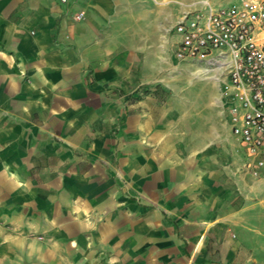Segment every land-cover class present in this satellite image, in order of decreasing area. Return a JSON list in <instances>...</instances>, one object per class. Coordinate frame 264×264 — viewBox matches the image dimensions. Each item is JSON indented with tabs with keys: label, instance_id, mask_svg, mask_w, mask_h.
<instances>
[{
	"label": "crops",
	"instance_id": "crops-1",
	"mask_svg": "<svg viewBox=\"0 0 264 264\" xmlns=\"http://www.w3.org/2000/svg\"><path fill=\"white\" fill-rule=\"evenodd\" d=\"M206 1L0 0V264H264V170L221 86L174 77L172 29Z\"/></svg>",
	"mask_w": 264,
	"mask_h": 264
},
{
	"label": "built area",
	"instance_id": "built-area-1",
	"mask_svg": "<svg viewBox=\"0 0 264 264\" xmlns=\"http://www.w3.org/2000/svg\"><path fill=\"white\" fill-rule=\"evenodd\" d=\"M172 31L176 61L201 65L221 86L222 108L248 158L245 168L259 178L264 170V0L219 8L204 2Z\"/></svg>",
	"mask_w": 264,
	"mask_h": 264
},
{
	"label": "rangeland",
	"instance_id": "rangeland-1",
	"mask_svg": "<svg viewBox=\"0 0 264 264\" xmlns=\"http://www.w3.org/2000/svg\"><path fill=\"white\" fill-rule=\"evenodd\" d=\"M222 2H223V0H211V3H212L214 8H219V7H222V6L226 7L225 5L222 4ZM79 14H83L84 17H85L84 13L80 12L77 15H79ZM84 17H83V19H84ZM174 39H175V42H176L177 41L176 34L174 35ZM174 67H175V69H174V77L176 79V83H178V80H180V79L186 80L187 78H189L190 77V73L189 72H193L195 70V68H196L195 66H193V64L191 65V64H188V63H182V62H178L176 60L174 62ZM192 82H196V84L194 86L195 88H197V89L200 88L204 92L207 91V89H208L207 87L208 86L206 87V83L205 82L198 83L199 82L198 79H193ZM178 88H180V87L177 86V85L173 88L171 86L168 87V86H166L164 84L156 83L154 85H144L142 93H143L144 96H147V95H150V94L153 93L154 95H156L157 98L161 99L160 101H157L155 104L163 106L164 104L168 103V105H170L172 103V100L174 99V95L179 93ZM136 92L137 91L135 90V86L133 85V83H130V84L128 83L127 84V89H126L125 93L122 92V91L121 92H118L117 90L115 91L116 94H119L120 96H125L126 100L123 101V104L126 105V109H128V107L133 109V107L135 106L136 100H138V98H135ZM176 130L177 129H175L173 134L171 135L172 136V143H174L175 147L177 148V150L174 151V152H176L175 155L176 154H180V156L182 157V154L179 151L182 149L186 153L187 152V147H188V144L190 143V141H189V139L187 137V139L186 140L183 139V142H182L183 134H179V132H177ZM185 153H183V155H185ZM178 157H179V155L174 157V158H175L176 162H180L181 163V159L178 158ZM223 159H224L223 169H225L226 167H228L230 165L229 161H226L227 158H226L225 152H224V155H223ZM243 170H244V168H241V170H236L235 169L234 171H236V173H238V174H242L243 175L244 172H245V170L244 171ZM260 179H264V176L261 177ZM257 182L258 181H254L252 183H257ZM212 183H214V182L212 181ZM246 183L249 184V182H244V181H241V180H237V178H234V177L231 178V180H229V179H227L225 177V175H224V178H223V182H221L224 192L228 191V192H232V193H234L236 191H244L246 188H248L246 186ZM252 183H250V184H252ZM255 186L257 187V185H255ZM261 189H264V187H262ZM223 194L225 195V198L228 199L227 200L229 202L228 206L229 205L235 206L237 204L238 199L234 198V195H232L233 197L230 198L229 194H225V193H223ZM255 200L257 201L258 199L255 198ZM208 215H209V213H208ZM182 216H184V215H182ZM210 216L213 217L214 214L211 213ZM129 262H131V261H129ZM179 264H182V263H179Z\"/></svg>",
	"mask_w": 264,
	"mask_h": 264
},
{
	"label": "bare ground",
	"instance_id": "bare-ground-1",
	"mask_svg": "<svg viewBox=\"0 0 264 264\" xmlns=\"http://www.w3.org/2000/svg\"><path fill=\"white\" fill-rule=\"evenodd\" d=\"M208 2V1H206ZM194 65V64H193ZM197 65V67L195 68V70L193 72H189L190 73V77L189 80L192 79H199V80H203V81H211V82H216V79L214 76L210 75L208 73V71L202 67L199 64H195ZM188 79V78H187ZM216 84V83H215ZM217 86V84H216ZM215 104V103H214Z\"/></svg>",
	"mask_w": 264,
	"mask_h": 264
}]
</instances>
